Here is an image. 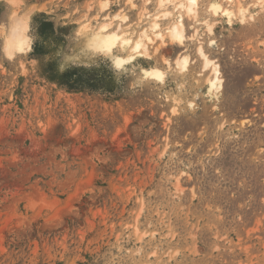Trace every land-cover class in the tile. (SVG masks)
Masks as SVG:
<instances>
[{"label":"rangeland","instance_id":"rangeland-1","mask_svg":"<svg viewBox=\"0 0 264 264\" xmlns=\"http://www.w3.org/2000/svg\"><path fill=\"white\" fill-rule=\"evenodd\" d=\"M240 1L245 21L200 0L184 46L130 60L116 48V67L80 54L78 29L120 14L128 33L148 31L142 0H28L38 40L0 60V264H264V9ZM199 45L220 67L216 98ZM61 50L91 67L59 71Z\"/></svg>","mask_w":264,"mask_h":264},{"label":"bare ground","instance_id":"bare-ground-1","mask_svg":"<svg viewBox=\"0 0 264 264\" xmlns=\"http://www.w3.org/2000/svg\"><path fill=\"white\" fill-rule=\"evenodd\" d=\"M131 7H135L132 0H126ZM200 0H156V7L158 14L152 15L147 12L146 7L151 4V0H142L143 9L142 16L147 20L149 25L148 31L142 30L137 33L135 30L130 33L125 28L121 27L122 23L126 24V17L124 15L115 14L108 22L100 24L97 28L90 26L88 23L84 24L78 29L79 35L82 37L78 52L86 57H93L99 55L110 56L116 67H121L125 61L117 54H113V50L118 48L122 53L128 52V60L133 59L134 56H148L149 46L155 45L157 42L165 44L166 41L176 46H184L186 37V30L184 26V17H187L194 22L197 21L198 9ZM215 1V0H214ZM226 4H234L236 7V14L241 21H245L249 15L250 6H243L240 0H225ZM255 7L264 9V0H251ZM222 7L218 3H211L209 10L213 16H221L231 23L232 18L236 17L235 12L230 8ZM172 7L175 16L169 11ZM99 10L102 12L109 10L108 1L99 3ZM252 18L251 16H248ZM107 19L106 16L103 17ZM145 20V21H146ZM170 20V24L164 29L161 28V22ZM112 23L117 24L115 30L110 31L109 26ZM206 31L209 35H213V24L206 25ZM194 39V34L189 37ZM196 54L201 60L203 73L207 74L206 87L209 95L215 98L220 93L222 88V79L219 65L209 59L205 54L203 48L199 45L196 48ZM81 58V57H80ZM91 59V58H90ZM93 59V58H92ZM189 64L187 55H179L175 58L174 65L179 72L187 70ZM164 65L169 66V62L164 60ZM147 78H153L163 81L164 73L157 68H151L143 71ZM142 72V73H143ZM208 96V95H207Z\"/></svg>","mask_w":264,"mask_h":264},{"label":"clouds","instance_id":"clouds-1","mask_svg":"<svg viewBox=\"0 0 264 264\" xmlns=\"http://www.w3.org/2000/svg\"><path fill=\"white\" fill-rule=\"evenodd\" d=\"M0 4L4 6V12L0 13V60L12 62L20 57H28L38 40L32 26L35 13L28 11V0H0ZM70 35L73 39H69ZM70 35L65 37L67 45L64 50H70L77 39L72 33ZM64 50L59 51V71L66 60L62 71L73 67H91L82 60L73 62Z\"/></svg>","mask_w":264,"mask_h":264}]
</instances>
